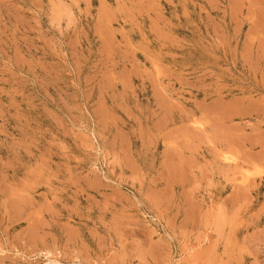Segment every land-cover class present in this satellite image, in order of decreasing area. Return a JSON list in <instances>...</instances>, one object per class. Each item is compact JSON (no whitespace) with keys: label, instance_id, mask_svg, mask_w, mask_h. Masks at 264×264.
<instances>
[{"label":"rangeland","instance_id":"1","mask_svg":"<svg viewBox=\"0 0 264 264\" xmlns=\"http://www.w3.org/2000/svg\"><path fill=\"white\" fill-rule=\"evenodd\" d=\"M0 264H264V0H0Z\"/></svg>","mask_w":264,"mask_h":264},{"label":"bare ground","instance_id":"2","mask_svg":"<svg viewBox=\"0 0 264 264\" xmlns=\"http://www.w3.org/2000/svg\"><path fill=\"white\" fill-rule=\"evenodd\" d=\"M16 214V213H15ZM35 237V236H34Z\"/></svg>","mask_w":264,"mask_h":264}]
</instances>
